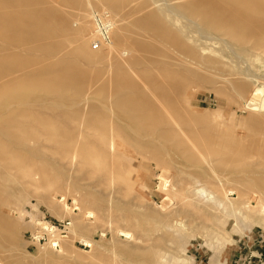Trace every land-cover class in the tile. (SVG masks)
Returning a JSON list of instances; mask_svg holds the SVG:
<instances>
[{
    "label": "rangeland",
    "instance_id": "rangeland-1",
    "mask_svg": "<svg viewBox=\"0 0 264 264\" xmlns=\"http://www.w3.org/2000/svg\"><path fill=\"white\" fill-rule=\"evenodd\" d=\"M108 1L0 0V264H264V6Z\"/></svg>",
    "mask_w": 264,
    "mask_h": 264
},
{
    "label": "bare ground",
    "instance_id": "bare-ground-1",
    "mask_svg": "<svg viewBox=\"0 0 264 264\" xmlns=\"http://www.w3.org/2000/svg\"><path fill=\"white\" fill-rule=\"evenodd\" d=\"M254 1V3H256L257 4V7L259 6H261L262 5V7L264 6L263 5V1L262 0H253ZM200 4H202L201 6H200V8H202V10H205V11H213V10H216L215 8H217V12H219V10H220V8L221 7H219V10H218V6H221V5H216V3L213 1V0H202V2H200ZM232 5V4H231ZM118 6H119V2L118 1H116V0H109L108 2H106V4L105 5H103L102 4V8H105V9H107L105 12H107L108 14L109 13H113V12H115L117 9H118ZM229 6V5H228ZM227 7V6H226ZM233 7H234V5H233ZM232 7V8H233ZM236 7V6H235ZM237 8H238V6H237ZM243 8V7H242ZM198 8H196V10H197ZM222 15H224V16H226L225 14H231V12H232V10L234 9H229V7L225 10V7H224V9H223V6H222ZM229 12H228V11ZM230 10H231V12H230ZM235 11H236V8L234 9ZM243 10V9H242ZM98 11H101V10H98ZM215 11V12H216ZM223 11H225V12H223ZM244 11V10H243ZM197 12L198 11H196L195 13L197 14ZM209 12V13H210ZM220 12H221V10H220ZM233 13H234V16H233ZM199 14V13H198ZM220 14V15H221ZM236 14L237 13H235V12H232V16L233 17H231L232 19L236 16ZM110 15V14H109ZM200 15H203L202 14V12H201V14ZM205 15V14H204ZM207 16H208V14H206ZM205 15V16H206ZM230 16V15H229ZM227 17L228 16H226L225 18H226V20L224 19H222L223 21H226L227 22ZM237 18V16L234 18V19H236ZM55 19V18H54ZM114 19V18H113ZM229 20H231L230 19V17L228 18ZM228 20V22L231 24V26L232 25H234V23L233 22H235V21H237V19L236 20H233V22H232V20L231 21H229ZM56 21H58L56 24H58V25H56V26H58V27H61V28H63V29H65L66 30V21H65V19L64 18H61L60 20L58 19V20H56ZM113 22H114V20H113ZM225 22V23H226ZM227 22V23H228ZM228 23V24H229ZM236 23V22H235ZM116 24V23H115ZM115 24H113V27L115 26ZM79 29H81V31L80 30H78V32H77V36H76V40L78 41V40H80L82 37H83V25H81L80 26V28ZM60 30V29H59ZM113 28H112V32H113ZM115 31V30H114ZM120 31V30H119ZM111 32V33H112ZM233 32V31H232ZM235 32V31H234ZM90 36H91V34H90ZM116 38L117 39H120L121 38V34H119L118 33V31L116 32ZM91 39V38H90ZM109 46V45H108ZM109 47H111V46H109ZM106 49V48H105ZM83 49H82V47H78V52H80V51H82ZM163 75V74H162ZM156 76V77H154V79H153V94H154V96H155V98H154V100H153V105H154V108H153V110H151V111H155V112H157L158 110H160V109H162L163 107H164V104H163V100H165V101H167V102H169L170 101V103H171V101H172V99H174V97L176 98V94H174V92L171 90V88H178L179 90H180V87H181V83H180V81H179V79L175 76V75H172V74H165L164 73V75L163 76ZM181 80V79H180ZM178 90V91H179ZM174 91H175V89H174ZM177 91V90H176ZM264 91V87H257V88H252L251 89V91H250V93H249V98H248V105L250 106V108H256V107H258V106H260L261 108H264V98L262 99H259L260 98V95H261V93ZM180 92V91H179ZM180 95V94H179ZM248 96V95H247ZM247 99V98H246ZM177 102H178V100H176ZM176 101H175V103H176ZM259 101H260V103H259ZM174 102V101H173ZM180 102V101H179ZM165 104H166V102H165ZM179 104V103H178ZM259 104V105H258ZM170 106H171V104H169ZM174 106H177V104L175 105V104H173ZM179 106V105H178ZM247 106V105H246ZM166 107V106H165ZM168 107V106H167ZM171 108V107H170ZM172 109V108H171ZM167 110V109H166ZM174 110V109H173ZM177 110V108L175 107V110L174 111H176ZM169 111V110H168ZM168 111H166V112H168ZM164 112V111H163ZM161 113V112H160ZM170 113V112H169ZM171 114V113H170ZM199 194H204V191H201V190H198L197 191ZM61 196V199H59V200H57V202H59V203H61L62 204V206L64 207V208H68V206H67V204L65 203V196H63V195H60ZM49 211H50V213H51V215H52V212H51V210H50V208H49ZM81 242H83V243H85V244H88V246L90 247L91 246V244L88 242V241H85V240H81ZM60 249V248H59Z\"/></svg>",
    "mask_w": 264,
    "mask_h": 264
},
{
    "label": "built area",
    "instance_id": "built-area-1",
    "mask_svg": "<svg viewBox=\"0 0 264 264\" xmlns=\"http://www.w3.org/2000/svg\"><path fill=\"white\" fill-rule=\"evenodd\" d=\"M89 21L91 24L90 48L96 51L105 50L111 41V32L114 24L113 19L105 11L93 10L90 12ZM66 225H69V223H66ZM48 229L50 232L52 231V234L56 231V228L53 226H49L46 231Z\"/></svg>",
    "mask_w": 264,
    "mask_h": 264
}]
</instances>
